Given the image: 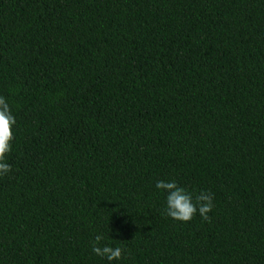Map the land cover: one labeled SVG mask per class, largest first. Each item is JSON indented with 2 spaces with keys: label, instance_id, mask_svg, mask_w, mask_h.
I'll list each match as a JSON object with an SVG mask.
<instances>
[{
  "label": "trees",
  "instance_id": "obj_1",
  "mask_svg": "<svg viewBox=\"0 0 264 264\" xmlns=\"http://www.w3.org/2000/svg\"><path fill=\"white\" fill-rule=\"evenodd\" d=\"M0 96V264H264V0H0Z\"/></svg>",
  "mask_w": 264,
  "mask_h": 264
},
{
  "label": "clouds",
  "instance_id": "obj_2",
  "mask_svg": "<svg viewBox=\"0 0 264 264\" xmlns=\"http://www.w3.org/2000/svg\"><path fill=\"white\" fill-rule=\"evenodd\" d=\"M16 125V117L13 114L7 100L0 96V176L6 175L11 171V165L6 162V156L12 151V141L14 140L13 126ZM156 188L166 190L167 207L165 214L175 220L188 222L193 219L197 211L204 220L210 221L208 215L214 208V193L210 190L201 191L195 197L184 187L178 185L175 180L166 182L159 180ZM103 235H97L92 243V251L98 256L106 257L107 260L113 261L122 258L123 249L121 247H112L109 245L101 246Z\"/></svg>",
  "mask_w": 264,
  "mask_h": 264
}]
</instances>
